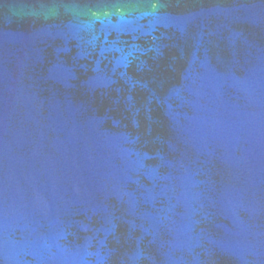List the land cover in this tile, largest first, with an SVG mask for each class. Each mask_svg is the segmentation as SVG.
<instances>
[{
	"label": "water",
	"instance_id": "1",
	"mask_svg": "<svg viewBox=\"0 0 264 264\" xmlns=\"http://www.w3.org/2000/svg\"><path fill=\"white\" fill-rule=\"evenodd\" d=\"M0 264H264V0H0Z\"/></svg>",
	"mask_w": 264,
	"mask_h": 264
}]
</instances>
